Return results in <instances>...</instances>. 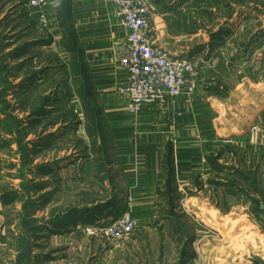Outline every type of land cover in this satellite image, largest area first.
<instances>
[{
    "label": "rangeland",
    "instance_id": "374dc122",
    "mask_svg": "<svg viewBox=\"0 0 264 264\" xmlns=\"http://www.w3.org/2000/svg\"><path fill=\"white\" fill-rule=\"evenodd\" d=\"M22 2L0 0V35L7 39L2 44H9L11 48L47 39L43 38L37 17L30 18L27 10L20 7ZM165 5V11L174 14L173 33L182 37V45L192 46L189 52L196 48L191 56L199 62V89H204L203 97L213 107L214 126L221 135V142L218 139L210 156L216 159L219 149L225 151L220 163L225 169L218 182L226 187L218 188L221 192L218 197L217 189L211 187L214 190L211 192L207 187V177H200L199 186L193 182L181 191L176 182L172 192L161 186L153 211L143 210L145 219H136L135 232L118 244H111L104 233L93 232H100L115 221L106 217L107 211L97 213L90 225L78 221L74 215L69 218L74 227L68 226L66 234H48L45 228L57 231L58 225H65L63 217L76 209L104 204L114 196L123 214L126 196L118 197L119 192L113 185L117 170L112 167L115 157L106 151L110 143H103L102 139L111 136L105 112H99L97 122L92 123V113L88 114L77 103L80 94L73 68L66 71L65 63L49 51L52 48L34 47L28 57V67L23 69L15 85L32 75H35L34 83L29 89H23V94L7 98L13 109L6 114L31 119L23 125L21 136L18 134L21 125L10 122L11 118L5 117L0 109V264H14L17 253L26 243L22 241V234L26 233L22 224L30 221L36 223L27 224L26 228L36 224L44 227L43 237L39 241L32 239L35 255L24 264H47L48 260L57 263L65 260V264H160L161 252L165 254L164 264H182L179 251L184 245L189 251L193 244L215 252L219 249L230 264H264V215L251 213V216L250 211L255 208L247 202L249 198L240 197L235 191L240 170L257 172L258 190H264V159H257L255 154L257 148L260 153V147L264 146V17L256 12L238 19L232 8L238 10L239 5L233 0H168ZM260 10L264 12L263 7ZM227 22L232 24L230 32L207 48ZM254 36L259 38L247 47ZM46 99L54 103L53 108L45 109L42 119L34 121L32 114ZM5 106H1L2 110ZM56 122V126L50 125ZM232 127L235 132L230 131ZM50 134H54L50 145L36 154L31 153L33 142L40 144ZM20 138L22 144L16 142ZM198 142L195 140L193 144L196 146ZM49 164L57 165L55 175L43 176L36 169ZM215 178L218 177H210ZM47 181L53 187L43 191L30 188L32 183ZM164 181L163 174L159 183ZM247 189L249 195L263 202L260 192L255 188L249 191V185ZM51 190L55 193L47 205L36 208L30 204L32 199ZM218 201L220 209H217ZM132 214L134 217V208Z\"/></svg>",
    "mask_w": 264,
    "mask_h": 264
},
{
    "label": "crops",
    "instance_id": "0c3cea01",
    "mask_svg": "<svg viewBox=\"0 0 264 264\" xmlns=\"http://www.w3.org/2000/svg\"><path fill=\"white\" fill-rule=\"evenodd\" d=\"M149 1L156 44L174 55L189 53L192 46L182 45V37L171 30L174 14L170 10L165 11L168 0ZM20 5L27 10L30 18L36 16L38 20L36 11L23 5V2ZM45 15L49 27L41 31L44 32L43 38L47 37L46 46L52 48L49 51L65 63L66 71L73 68L78 94L82 77L77 73V66L82 65L91 84L93 99L90 102L97 110L105 112L111 134L106 138V143H110L106 151L113 153L115 160L112 167L117 169L113 185L119 192L118 197L133 198L135 219H145L142 211L147 208L153 211L156 193L165 187V182L161 184L159 180L169 146L173 147L179 191L188 187L197 174L203 179H210L211 168L206 158L212 154L218 139L221 142V135L217 134L214 126L213 107L203 97L204 89L198 87L190 99H176L175 105L168 103L163 108L144 106L139 114L132 115L127 109L128 101L117 93L118 88L127 82V74L120 65V60L127 55V30L114 17L113 7L104 0H51ZM77 103L85 107L82 95ZM195 140L199 141L196 146L193 144ZM178 254L183 259L182 264H230L224 252L201 249L197 244H193L189 251L184 245ZM39 257L36 256L37 259ZM160 257V264H164L165 254L161 252ZM36 258L32 259L37 261ZM47 262L65 264V260Z\"/></svg>",
    "mask_w": 264,
    "mask_h": 264
},
{
    "label": "trees",
    "instance_id": "16d2710c",
    "mask_svg": "<svg viewBox=\"0 0 264 264\" xmlns=\"http://www.w3.org/2000/svg\"><path fill=\"white\" fill-rule=\"evenodd\" d=\"M24 1V0H23ZM182 2L184 1H188V0H181ZM235 3H237L239 6V9L236 10L234 8H232L233 12H236L238 14V19L243 17L244 15L247 14H255L256 12L258 13H262L261 15L264 17V12H261L260 7L264 8V0H233ZM23 5H27L26 1L23 2ZM173 11H177L175 8H172ZM247 17V16H244ZM231 25L230 23H225L221 30L216 33L213 37H212V42L210 44H208L206 47L209 48L210 46H213L215 41H219L220 39H223V37L225 35H227L230 30H231ZM263 32L260 33V35ZM259 35V34H258ZM259 37L254 36V38L250 39L249 42L246 44L247 47H250L252 44H255L256 39ZM6 38H3V36H0V109L3 113H7V110H11L13 108H11V104L7 101V98L9 96H13L15 97V95L17 93H22L23 94V89H29V87L34 83L33 81V76L35 77V75H32L31 77L27 76L24 80H22L20 82V84H16L15 85V81L19 80L22 76L23 73V69L28 67L29 61H28V57L30 55L31 50L34 47H39V46H44L47 45L45 41H31V42H27L22 46H17L15 49H13L10 52H6L7 50H9L11 47L7 46L9 44H2L4 41H6ZM224 44L226 41H222ZM196 50V48L194 49V51ZM249 50V49H248ZM193 51V52H194ZM192 52V53H193ZM193 55V54H192ZM41 73V71L39 72ZM77 73H79L82 77V84H81V89L79 91V94L82 95L83 100L86 102L85 103V110L87 111L88 114L92 113L93 115V119H90L91 122H97V118H98V114L99 112H101L100 110H97L96 107H94V104L92 102H90L93 99V94L91 91V84H90V80L89 77L87 76L88 74H86L85 70H83L82 65L77 66ZM19 90V92H16V90ZM208 91V89L206 90ZM210 91H212L210 89ZM219 91V90H218ZM213 92H216L215 90H213ZM212 95V94H211ZM2 105H6L5 109L2 110L1 106ZM54 103L49 101L48 99H46L44 101V103L40 106V108H38V110L36 112H34L32 114V117L36 118L34 119V121H39L42 119V117L44 116L45 113V109L47 108H53ZM13 111H16V108H14ZM4 114V115H5ZM5 117H10L11 121L13 123H16L15 125L20 126V128H18V134H20L21 136V131L23 125H25L26 123H29V121L31 120L30 118L28 119H17L15 118L13 115H8ZM2 118H0L1 121ZM28 121V122H25ZM34 121L31 123L33 124ZM92 122V123H93ZM248 122V121H246ZM100 123V122H99ZM58 124V122L56 123H52L50 124L51 126H56ZM99 125V124H98ZM102 125L104 126V124L102 123ZM101 126V125H100ZM98 126V127H100ZM234 127L231 128L230 131L235 132ZM54 137V134H50L48 136H46L45 138H43V140L41 141V143H37V142H33V151H31V153L36 154L38 153V151H40L43 148H46L50 145V143L52 142V139ZM103 139V143L106 142V137H102ZM238 139V138H237ZM48 140V142H47ZM223 140V139H222ZM18 144H22L23 140L20 138L18 141H16ZM248 145V144H247ZM224 147V146H223ZM261 152H258V148L256 151V156L257 159H264V146L260 147ZM26 154L29 152V150H25ZM224 150H218V154L216 155V159L213 158L212 156H209L206 158V162L207 164L210 166L211 168V175L213 177H218L217 179L215 178L214 180L208 179L206 181V185L207 187L210 189L211 187L215 189H217V196L221 194V192H219L218 188L221 187H226L223 186V184H221V182H218V180L220 181L222 178L220 177V175H222L221 172H224L225 167L219 164V161H222L224 158ZM174 153H173V147L169 146L167 149V156H166V161L164 166V172L161 173V178H163V174H164V178H165V186L167 187V190L169 192L173 191V185L176 182V174H175V168H174ZM58 163V162H56ZM27 165V164H26ZM27 168L29 169V171H33L31 167H29L27 165ZM38 170L39 173H42L43 176H52L55 175L57 171V165L51 166V164L45 166V167H37L36 168ZM165 172H166V176H165ZM237 176L239 180L236 181V193H238L243 197H247L249 198V202L251 204V206L253 207L252 209H254L253 211H250V215L253 216L251 213H255L258 215H264V209H262L264 207V199L263 202H261L260 200H258V198L254 195H249L248 193V189H247V185H249V191L252 192V190L255 188V191L260 192L263 197H264V190H258V177H257V172H247V171H238L237 172ZM199 180H200V176L197 175L193 178L192 183L194 182L195 185L199 186ZM201 181V180H200ZM59 181L57 180V183ZM241 183L245 184L243 187L240 185ZM53 183L47 181V182H40V183H32L30 188H32L34 191H43L46 189H49L51 187H53ZM214 190H211V192H213ZM55 193V190H51L49 192H47L46 194L40 196L38 199H32V201L30 202V204H34L36 205L35 207L37 208V205H47L50 202V198L52 196V194ZM235 195V192H234ZM5 196H8L5 195ZM219 197V196H218ZM220 205V202H217V209H220L218 206ZM169 206H171V204L169 203ZM172 207V206H171ZM85 208V209H84ZM82 208V210H75V212H73L72 214H69L66 217H63V220H65L64 222L62 221V223H64L65 225L63 226H57L56 229L57 231H52L50 232L49 230H47L45 228V231L48 232V234L52 233V234H66L68 232L67 227L72 226L71 225V221H70V217L72 218V216L76 215V219L78 221H82L85 223H89L88 225H90V223H93V219L95 218V215H97V213H102L103 211H107V216L106 217H112L114 220H117V218H119L122 214V210H120L118 208V202H117V197L114 196L113 198H110L107 202H105L104 204H98L96 206L93 207H84ZM81 209V208H79ZM107 209V210H105ZM171 215H174L173 213ZM173 218L172 216L169 217V219ZM264 221V220H263ZM61 222V221H60ZM32 223H36L34 221H30V222H26L24 224H22V228L24 230V232L22 234V241L24 242L25 240H27L26 235L30 234L32 236L33 240H42L41 234L43 233V229L44 227H38V225L36 224V226H31L26 228L27 224H32ZM25 243V242H24ZM23 243V244H24ZM24 247V246H23ZM22 247V249H23ZM20 252V251H19ZM185 257V256H184ZM48 259V257H46ZM27 259H31V258H25L23 260V263L25 260Z\"/></svg>",
    "mask_w": 264,
    "mask_h": 264
},
{
    "label": "built area",
    "instance_id": "2783aa9c",
    "mask_svg": "<svg viewBox=\"0 0 264 264\" xmlns=\"http://www.w3.org/2000/svg\"><path fill=\"white\" fill-rule=\"evenodd\" d=\"M38 14L42 30L49 27L45 15L51 0H25ZM113 7V15L127 30V55L120 60L127 82L117 93L125 98L128 112L137 115L144 106L163 108L175 105L178 98L190 99L199 87V62L191 52L174 55L156 44L153 38V11L149 0H104ZM132 197L125 199V211L110 226L95 234L104 233L111 244L128 239L137 228L133 217ZM123 211V210H122Z\"/></svg>",
    "mask_w": 264,
    "mask_h": 264
},
{
    "label": "water",
    "instance_id": "95a60500",
    "mask_svg": "<svg viewBox=\"0 0 264 264\" xmlns=\"http://www.w3.org/2000/svg\"><path fill=\"white\" fill-rule=\"evenodd\" d=\"M26 243L24 245V248L23 250H21L20 252L17 253L16 257H15V260H14V264H24L23 263V260L25 258H30L34 255V249L32 247V237L27 234L26 235Z\"/></svg>",
    "mask_w": 264,
    "mask_h": 264
},
{
    "label": "bare ground",
    "instance_id": "6f19581e",
    "mask_svg": "<svg viewBox=\"0 0 264 264\" xmlns=\"http://www.w3.org/2000/svg\"><path fill=\"white\" fill-rule=\"evenodd\" d=\"M25 1V0H24Z\"/></svg>",
    "mask_w": 264,
    "mask_h": 264
}]
</instances>
